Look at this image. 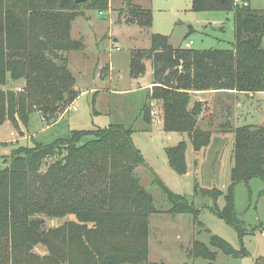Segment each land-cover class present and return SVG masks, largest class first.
I'll use <instances>...</instances> for the list:
<instances>
[{
  "label": "trees",
  "instance_id": "trees-1",
  "mask_svg": "<svg viewBox=\"0 0 264 264\" xmlns=\"http://www.w3.org/2000/svg\"><path fill=\"white\" fill-rule=\"evenodd\" d=\"M233 1L191 0L194 11L233 12L231 48H175L167 35L154 33L148 48L130 53L134 75L141 74L150 60L152 85L147 95L162 102V128L185 133L193 151L209 144L211 131L199 126L202 102H191L192 95L264 92V10ZM81 5L102 11L109 8V0H0V125L9 121L14 127H26L32 111L54 121L73 103L78 95L76 80L63 53L84 47L81 40L70 37L72 21L82 14L77 10ZM119 13H125L124 25L151 26L150 9L130 0ZM101 70L100 76L106 77L108 64ZM8 80L23 81L22 91L15 86L2 88ZM232 132L230 185L217 215L241 232L233 187L256 175L264 178V125L235 126ZM87 136L90 139L83 141ZM166 152L172 169L185 174L184 142ZM55 155L60 158L41 171L45 158ZM4 161L6 165L0 167V264H79L80 259L86 264H164L147 259L148 217L157 209L152 195L136 184L134 168L143 157L130 129L112 125L74 130L67 138L45 145H17ZM163 189L172 198L171 211L197 214L180 195ZM200 191L213 200L220 194L216 188ZM69 214L75 219L44 228L43 215ZM37 244L44 245L47 254L34 253ZM209 246L233 257L246 254L217 235L210 236L209 245L194 240L190 254L205 259L204 264H215L216 252Z\"/></svg>",
  "mask_w": 264,
  "mask_h": 264
},
{
  "label": "rangeland",
  "instance_id": "rangeland-1",
  "mask_svg": "<svg viewBox=\"0 0 264 264\" xmlns=\"http://www.w3.org/2000/svg\"><path fill=\"white\" fill-rule=\"evenodd\" d=\"M130 1L150 9L151 26L124 25L125 13L119 12L125 8L126 0H109V8L102 11L88 9L86 5L77 9L82 14L72 21L70 37L81 40L84 47L63 54L75 77L74 88L78 95L73 103L64 107L56 121H47L38 111H32L26 127L21 124L14 127L9 121L2 123L0 167L6 165L4 160L17 145H45L58 138H67L74 130L121 125L131 130L132 142L143 157V162L134 168V176L139 178L136 184L152 195L157 209L148 217V261L204 264L205 259L190 254L192 243L198 240L209 245L210 236L217 235L233 248L244 249L246 254L233 257L209 246L216 252L215 264H264V178L256 175L237 182L233 187V204L243 229L241 232L217 215V209L224 206V194L230 185L232 129L246 124L264 125V92L205 91L192 95L191 102H202L199 126L211 131L209 144L193 151L185 133L162 128V102L147 95L152 85L150 60L145 61L141 74L134 75L130 70L131 51L148 48L154 33L167 35L175 48L185 47L189 41L188 47L192 49L231 48L233 12L223 9L194 11L191 0ZM247 1L251 8L264 10V0ZM262 45L264 47V38ZM106 63L110 66V73L102 77L101 68ZM12 86L21 92L22 89L18 88H22L23 81L13 84L8 80L1 87ZM143 106H146L144 112ZM87 139L90 136L82 140ZM180 141L185 145V174L172 169L166 152ZM59 158V155L46 157L41 171ZM163 186L193 205L197 214L171 211L172 198ZM202 188H216L220 194L213 200L200 191ZM177 207H180L179 201ZM42 218L45 229L75 219L72 214L61 217L43 215ZM32 250L39 255L47 254L44 245L37 244ZM78 263L86 264L82 259Z\"/></svg>",
  "mask_w": 264,
  "mask_h": 264
},
{
  "label": "built area",
  "instance_id": "built-area-1",
  "mask_svg": "<svg viewBox=\"0 0 264 264\" xmlns=\"http://www.w3.org/2000/svg\"><path fill=\"white\" fill-rule=\"evenodd\" d=\"M233 3H234V5H238V6H247L249 4L247 0H234ZM190 43H191V41L186 42L185 47H188ZM20 89L21 88H18V90H20Z\"/></svg>",
  "mask_w": 264,
  "mask_h": 264
},
{
  "label": "water",
  "instance_id": "water-1",
  "mask_svg": "<svg viewBox=\"0 0 264 264\" xmlns=\"http://www.w3.org/2000/svg\"><path fill=\"white\" fill-rule=\"evenodd\" d=\"M76 3H81V2H84V1H86V0H74ZM140 193H142V191L140 190L139 191Z\"/></svg>",
  "mask_w": 264,
  "mask_h": 264
},
{
  "label": "crops",
  "instance_id": "crops-1",
  "mask_svg": "<svg viewBox=\"0 0 264 264\" xmlns=\"http://www.w3.org/2000/svg\"><path fill=\"white\" fill-rule=\"evenodd\" d=\"M114 40H115V39H114ZM108 66H109V64H108ZM109 73H110V66H109ZM109 73H108V75H109ZM108 75H107V76H108ZM81 92H82V91H81ZM79 94H80V93H79ZM56 120H57V119H56ZM56 120H55V121H56ZM194 163H195V162H194Z\"/></svg>",
  "mask_w": 264,
  "mask_h": 264
}]
</instances>
